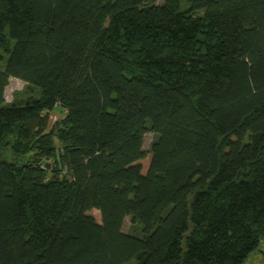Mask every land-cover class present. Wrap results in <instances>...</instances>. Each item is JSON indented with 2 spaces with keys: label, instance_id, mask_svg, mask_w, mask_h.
I'll return each mask as SVG.
<instances>
[{
  "label": "trees",
  "instance_id": "1",
  "mask_svg": "<svg viewBox=\"0 0 264 264\" xmlns=\"http://www.w3.org/2000/svg\"><path fill=\"white\" fill-rule=\"evenodd\" d=\"M156 2L0 0V264H242L264 238V0Z\"/></svg>",
  "mask_w": 264,
  "mask_h": 264
},
{
  "label": "rangeland",
  "instance_id": "2",
  "mask_svg": "<svg viewBox=\"0 0 264 264\" xmlns=\"http://www.w3.org/2000/svg\"><path fill=\"white\" fill-rule=\"evenodd\" d=\"M163 0H157L156 4H161ZM37 95L36 90H29L27 86L20 80L10 78L8 80V85L5 89L4 98L6 103H10L13 100H27L31 97ZM65 111L59 107H55L50 112L48 129H53L54 126L64 117ZM153 139L152 134L148 133L143 139V149L147 151L149 145ZM148 160L143 162V166L146 167ZM94 218L97 223H100V217L97 211H91L88 213ZM122 231L124 233L138 234L139 228L134 223L131 222L129 217L125 218L122 226ZM242 264H264V238L259 240L257 247L249 254L244 263Z\"/></svg>",
  "mask_w": 264,
  "mask_h": 264
}]
</instances>
